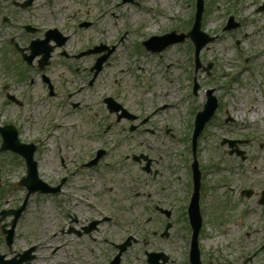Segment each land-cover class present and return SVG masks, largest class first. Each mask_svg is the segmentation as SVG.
I'll return each instance as SVG.
<instances>
[{
    "label": "rangeland",
    "instance_id": "obj_1",
    "mask_svg": "<svg viewBox=\"0 0 264 264\" xmlns=\"http://www.w3.org/2000/svg\"><path fill=\"white\" fill-rule=\"evenodd\" d=\"M10 1L5 0L7 7ZM50 1L36 0L30 11H16L11 8L9 11L20 12L22 21H37L46 27L59 26L64 29L71 38L66 47L69 54L79 53L80 49L90 43H93L91 47L100 43L114 46L116 49L97 77L94 90L74 98L75 103H82V109L70 114L69 126L60 132L54 144L49 139L52 133L50 115L57 109L66 113L69 111L60 108L61 100L47 99L43 91L36 92L28 101L26 113L17 112V108L12 107L7 109L6 115L9 119L17 117L23 120V137L26 140L29 132L33 137L41 139L38 155L41 179L47 183H55L73 168L71 162L75 156H80L81 138H97L98 143L94 145L105 142L110 154L97 171L87 170L70 177L63 188V195H32L25 214L17 224L13 246L8 248L0 239L1 254L5 255L7 260H19L20 253L35 246L36 258L32 264H109L108 261H112L118 253L112 243H122L127 232H132L139 242L125 252L122 264H145V250L166 253L170 257L168 264H185L188 230L183 209L188 200V174L186 175L182 155L186 149L188 152L190 150L183 140L191 132L193 109L206 102L207 91L214 90L215 95L224 97V107H228L231 114L240 119V123H236L237 126L226 124L224 114L218 113L207 125L209 131H204L199 137L198 156L202 159L199 168L204 173L202 179L207 203L206 214L210 224L200 238L203 264H245L246 258L264 243V209L252 206V200L240 202L241 205L228 210L235 218L229 221L230 227L224 236L225 224L218 226L217 223L213 226L223 216L222 207L216 204V201L211 204L209 193H212L210 190L217 180L225 178L237 186H244L251 180L264 185V146L261 142H264V114H259L254 121L252 119L255 109L258 112L264 111V96L258 92L259 86L264 85V57H252L255 52L264 49V11H256V7L260 6L263 0L205 2L207 9L203 13L202 30L217 39L201 52L202 67L198 71H195L193 54L191 55L193 45L188 40L166 49L160 58L148 55L146 59L142 58V54L135 52L141 33L147 34H142L139 40V54L143 52L142 48L146 42L153 37L166 35L168 32L165 31L177 29L178 34H186L193 24V0H163L165 8L161 12L163 14L159 23L153 20L160 16V12L145 8L146 4L154 5L155 0H135L134 4L126 5L122 4V0ZM189 2H192V5ZM175 3L179 4L177 8H173ZM245 4H249L250 8L245 7ZM134 14L138 15L137 20L134 19ZM230 16H233L239 26L226 32L224 27ZM84 21H90L92 25L77 31V24ZM162 32L165 33L151 35ZM1 33L0 64L6 52L5 39L12 31L5 27ZM123 35L124 41L119 42ZM236 42H239V46ZM91 47L84 48L81 54ZM244 52L251 58L250 64L254 71H250V74L255 73L253 76L239 73L237 70L241 67L240 58L243 61ZM97 55L99 54H91L80 60L69 58L64 61L57 52L53 61L55 81L65 85L67 91H72L89 75V72L86 73L82 68H76L88 69L97 60ZM214 61L216 64L208 71ZM228 73L239 74L237 77H231L233 85L229 87L230 92L226 93L222 85L228 80L229 76L225 75ZM3 76L4 72L0 70V85L4 80ZM194 80L200 90L193 97L192 93H187L192 91ZM184 95L193 99L185 101ZM104 96L115 97L129 110L142 115L151 113L162 105L168 106L150 123L149 129L155 133L157 131L156 134L147 132L128 139L120 131L126 127V122L119 125L104 111L97 120H90L96 107L104 108L103 105L95 106ZM4 103L5 100L0 96V108ZM243 105L246 106L244 109ZM28 112L33 113L32 121H29ZM109 123L115 125L110 131L104 132ZM166 125L171 127L164 130ZM251 133L257 138L246 137L245 134ZM222 138L254 140L252 145L242 148L253 153V157L257 155L260 145L263 157L256 163L257 171L252 170L253 160L241 162L235 157H228L227 148L220 144ZM118 142H122L120 146L117 145ZM59 152L63 153V158L67 161L65 166L60 163ZM141 154L148 155L156 162L155 168L160 173L157 180L142 171L144 164L138 165L131 159L133 155ZM0 169V188L5 191L0 210L2 207L14 210L25 199L26 194L25 188L18 186L22 168L12 156L2 154ZM177 173L182 174L181 179H177ZM221 191L223 192L222 188ZM69 194L71 196H68ZM74 195L85 197L86 202L94 207L80 201L74 202ZM155 204L172 210L173 228L167 239L161 238L160 234L168 221L155 213ZM242 207L244 210L249 207V214L245 224L238 226V217L244 211L241 212ZM68 215L77 218L78 223H72ZM105 216L111 217V222L101 224L98 230L89 235L78 237L68 233L69 227L80 231L83 226L87 227L92 219ZM10 221L11 217L5 219L0 225V230L2 225H7ZM257 226L261 229L254 231ZM62 229H65V233H61ZM246 231L250 234L244 237ZM146 232L149 233L145 234ZM45 240L51 244L48 250L43 244ZM46 253L49 256L47 260L44 258ZM254 264H264V251L254 260Z\"/></svg>",
    "mask_w": 264,
    "mask_h": 264
},
{
    "label": "flooded vegetation",
    "instance_id": "obj_2",
    "mask_svg": "<svg viewBox=\"0 0 264 264\" xmlns=\"http://www.w3.org/2000/svg\"><path fill=\"white\" fill-rule=\"evenodd\" d=\"M19 3L17 1L10 2V5L7 7L5 0H0V9L3 7V10L0 11V34L2 29L6 26H12L11 30L12 33L8 35V37L5 39L7 52L4 54V60L0 64V70L4 72V80L2 84L0 85V96L3 97L5 100V103L2 105V116L0 115V127L3 126H12L16 127L18 132L22 130L20 126H23L25 123L21 118L14 117L13 119H9L4 117V113L6 112L8 108L15 107L17 108V112H24L26 113V106L28 104V101L30 98L33 97L34 93L43 91L47 99H54L62 97L63 101V94L67 95V99L69 100L68 104H65V102H62L60 104L61 108H69L71 107L73 111H80L82 109V103L74 101L72 102L73 97H79L83 94H76L73 90L70 92H67L66 86L59 84L54 80L53 75H48L49 73H52V59L50 60L49 66L44 70V66L40 61V58L36 57L34 62L32 64H27L23 60V56L25 55V49L27 46H29L32 42L40 41L42 38L44 39L46 36V32L42 31L40 27L36 26V24L32 23H23L21 20V13L20 12H10L9 9L14 10H22L21 5H18ZM68 40L65 42L64 46ZM63 46V47H64ZM92 85V84H91ZM65 99V98H64ZM105 99H102V104L99 103V105H103V109H96L94 110L93 119L97 120L101 114L97 113L98 111H104L105 114H108L110 116H113L114 119L116 118L115 115L109 113L106 105H105ZM32 107V104H31ZM29 108V107H28ZM29 121H32L33 119V113L28 112L27 113ZM117 119V118H116ZM91 120V119H90ZM119 123V122H117ZM136 124L138 125V129L134 132L135 135H140L142 133L147 134L149 131L145 126L142 125V120L139 119ZM115 124H108L104 130V132H108L112 129V127ZM81 145H80V156H75L73 159V169L70 171V174H73L76 170V165L79 164V171L83 172L86 170V164L90 162L93 158H96L97 151H95V148H97L95 143H98L97 138H81ZM21 143L24 144H33L36 147L35 152V158L37 157V153L39 152V144L35 141H29L25 138L21 139ZM253 141H246V144L252 145ZM100 144V143H99ZM92 145L94 147L91 149ZM237 148V147H236ZM239 149V148H238ZM240 150V149H239ZM244 152V158H248L247 154L250 153L249 150H242ZM228 155L232 156L230 154V151L228 150ZM9 154L10 156L15 159L16 164L22 168V174L21 177H25L27 175V162L23 157H19L12 153H5ZM2 155V154H0ZM96 156V157H95ZM107 156V152L105 153L104 157ZM103 157V158H104ZM62 165H64L65 160L61 158ZM102 161V160H101ZM100 161V163H101ZM39 169V164L37 165ZM152 171L156 172L158 171L155 169V161H153L152 164ZM159 172V171H158ZM154 174L152 177L156 179L158 176ZM1 175V170H0ZM226 183H229L231 186L230 191H224L223 197L234 195L239 196V203L245 201L244 196L247 197L246 192H250L249 198L252 199L253 197L257 198V201L259 199V193L264 192V187L261 184H258V182H253L252 180L247 182L244 186H241L239 184L237 186L236 183L230 182L229 180L222 179L217 180L213 184V191L218 190L220 187H224ZM263 187V188H262ZM260 189V190H258ZM259 191V192H258ZM217 191L215 192L216 195ZM218 196H215V198ZM262 197V195H261ZM241 204V203H240Z\"/></svg>",
    "mask_w": 264,
    "mask_h": 264
},
{
    "label": "water",
    "instance_id": "obj_3",
    "mask_svg": "<svg viewBox=\"0 0 264 264\" xmlns=\"http://www.w3.org/2000/svg\"><path fill=\"white\" fill-rule=\"evenodd\" d=\"M199 15H198V20H197V25L195 27V30L194 32L191 34L193 40L195 41V43L199 46H198V51L208 42V41H201V39L198 38V36L200 37L201 34H200V26H201V13H202V3H201V0H200V5H199ZM211 114V112H208L207 115H206V118L205 119H198V129H197V132H196V138L197 136L199 135V132L202 130L203 128V125H204V122L207 120L208 116ZM197 227V226H196ZM196 232H198V228H196Z\"/></svg>",
    "mask_w": 264,
    "mask_h": 264
},
{
    "label": "bare ground",
    "instance_id": "obj_4",
    "mask_svg": "<svg viewBox=\"0 0 264 264\" xmlns=\"http://www.w3.org/2000/svg\"><path fill=\"white\" fill-rule=\"evenodd\" d=\"M156 6H155V4L153 5V8H155ZM132 18H133V16H132ZM134 19L135 20H137L138 19V15L137 14H134ZM141 21V20H140ZM246 106L245 105H243V109L245 108ZM256 108L258 109V107L256 106ZM259 114H264V111H260V112H258L256 109L252 112V118H253V120L254 119H256L258 116H259ZM48 222V221H47ZM43 244L46 246V250H48L50 247H51V244H50V242L48 241V240H45L44 242H43ZM44 258L47 260L48 258H49V256H47V253H46V255L44 256ZM51 263V262H50Z\"/></svg>",
    "mask_w": 264,
    "mask_h": 264
}]
</instances>
